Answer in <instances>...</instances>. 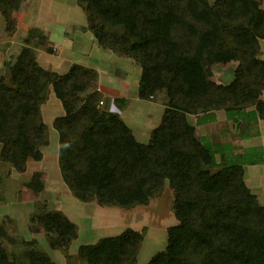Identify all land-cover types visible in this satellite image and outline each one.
I'll return each instance as SVG.
<instances>
[{"label": "trees", "instance_id": "1", "mask_svg": "<svg viewBox=\"0 0 264 264\" xmlns=\"http://www.w3.org/2000/svg\"><path fill=\"white\" fill-rule=\"evenodd\" d=\"M25 0H0V13L14 32ZM88 29L101 46L118 49L142 68L138 98L166 94L161 124L148 144L138 142L117 112L99 108L95 69L73 64L64 74L44 69L33 49L46 37L32 32L9 79L0 78V160L25 173L43 159L49 144L42 106L50 88L65 115L54 120L64 181L83 203L109 208L148 206L174 192L179 224L168 245L148 264H264V206L245 181L242 165L217 164L216 151L196 136L189 116L255 106L264 120L263 0H80ZM52 52V50H51ZM237 63L231 84L213 80V66ZM213 170L217 172L213 173ZM42 224L53 249L68 248L79 228L61 211L32 218ZM145 232L127 229L82 245V264H137ZM29 264H56L37 250ZM0 264H14L0 243Z\"/></svg>", "mask_w": 264, "mask_h": 264}, {"label": "rangeland", "instance_id": "2", "mask_svg": "<svg viewBox=\"0 0 264 264\" xmlns=\"http://www.w3.org/2000/svg\"><path fill=\"white\" fill-rule=\"evenodd\" d=\"M210 2L214 3L215 0ZM261 8L264 10V0ZM15 21L12 33L0 13V78L9 79L10 69L6 63L12 64L15 61V57L26 46L25 40L34 32L37 34L34 44L39 43L38 36H48L43 46L33 45V49L37 59L39 57L52 65L50 70L63 74L71 64H84L86 61L83 58L90 57L87 61L99 67L104 87H117L112 77L119 79L117 72L120 66L113 59L107 60L110 56H106V60L100 57V48L104 46H100L93 32L88 29L87 14L80 0H25ZM260 45L264 58V40ZM54 49L57 52L52 54L51 50ZM103 49L110 50L111 46ZM110 51L119 59H132L137 64L132 68L130 77L124 73L120 78L128 81L129 86L124 87L126 101L117 105L138 142L148 144L152 131L161 124L167 96L160 94L153 102L140 100V63L118 49L112 48ZM89 64L86 63V66H90ZM234 64L213 66V80L218 84L221 81L231 82L234 78ZM109 111L114 110L109 108ZM64 114L62 103L50 88L48 101L42 106L49 140V144L41 148L43 159L40 162L29 160L25 173H19L12 165L0 160V243L10 261L14 264H29L27 253L37 250L48 255L56 264H82L78 260L82 245L95 244L102 238L117 236L127 229H134L145 232L146 235L137 264H148L156 254L166 249L168 229L179 224L173 209L174 192L166 185L162 194L153 198L148 206H138L130 210L103 207L97 201L85 204L76 199L64 181L59 155V133L53 125L54 120ZM252 118L248 119L253 124L255 120ZM253 128L248 130L253 132ZM202 142L221 152V163L240 164L245 167V181L252 193L258 197L259 203L264 206V149L247 147L240 143L236 147H215L207 137ZM1 149L0 145V153ZM255 163L258 164L251 165ZM50 211L65 213L79 228L78 238L68 248L69 257H66L64 249H53L50 246L42 224L32 222V218Z\"/></svg>", "mask_w": 264, "mask_h": 264}, {"label": "crops", "instance_id": "3", "mask_svg": "<svg viewBox=\"0 0 264 264\" xmlns=\"http://www.w3.org/2000/svg\"><path fill=\"white\" fill-rule=\"evenodd\" d=\"M43 35L46 37V41H47L48 36L45 34H43ZM102 48H104V47H102ZM102 48H100L101 50L99 51V52H101L100 54H102V56H100V57L103 58L104 60H106V56H110V57H107V60L113 59L115 61V63L119 64V66H120L118 69V72H117V76H119L118 77L119 79L116 78L117 79L116 80L115 77H112L113 82L115 81V84L117 86L116 88L113 87V88L108 89V88L104 87L103 81H102V76H100L101 75L100 71H99L100 69L96 64L95 65L89 64V62L87 61L88 59H90L89 56H88L89 58H85V57L83 58V60L86 62L84 64H81V65L86 66V63H87L90 66H86V67H89V68L92 67V69H95L98 72V74H99L98 90L103 94V100L105 102L103 109L106 111H109V108H110V109L114 110L115 112L119 113L121 118H122L123 114L121 113V110L118 107L117 103H121L122 101H126L125 96H124V91H125L124 87L129 86V83H128V81H125L122 79L120 80V78H122V75L124 73L126 74V76L130 77L129 74L132 72V68H134V66H136L137 64L132 59H128V58L119 59L115 54L112 53V51H110L111 49L110 50H108V49L102 50ZM53 52H57V51L54 49V50H52V54H53ZM110 53L112 55H110ZM262 54H263V52L261 49L260 58L262 60H264ZM19 55H20V53L15 57L14 60H16V58ZM97 55H99V53ZM14 62L15 61H13V63ZM38 62H40L41 66L44 69L52 71L49 69V67H51L52 65L50 63H48V61L41 60V58L38 57ZM12 64L7 62L6 66L9 65L8 67L10 68V65H12ZM73 64H76V63H73ZM73 64H71V66L68 68L67 72L70 70V68L72 67ZM237 66H238V64L235 63L234 64V78H233V80H231V82L221 81V82H219V84H223V85L231 84L235 79V71L237 69ZM141 70H142V68H141ZM52 72L58 73L56 71H52ZM67 72H64L61 75H64ZM141 73H142V71H141ZM58 74H60V72ZM131 75H132V73H131ZM140 77H141V75H140ZM139 81H140V78H139ZM214 81L216 82L215 79H214ZM262 100L264 101V95L262 96ZM250 117H253L252 119L255 120V122H253V124L249 122L248 118H250ZM191 118H193V120ZM189 121L196 128V136L201 140L205 137L210 138V141L213 142L215 147L216 146L226 147L229 145L236 147L237 144L240 143V144H244L247 147H250V146L253 148L262 147L264 149V120L257 116L255 106L247 108L246 111L244 113H241V114L236 113L233 115H229L225 110H219V111H214L210 114L201 115L198 117L189 116ZM212 121H215V123H213ZM250 127H252V128L256 127L258 130L255 131V129L253 128L252 129L253 132H252V131L248 130V128H250ZM215 151H216V162H217V164H220V165L225 164L224 162L221 163L219 161V158L222 157V156H220L221 152H218V150H215ZM257 164L258 163L251 164V165L255 166ZM243 168L245 171V177H247L246 176V169L244 166H243Z\"/></svg>", "mask_w": 264, "mask_h": 264}, {"label": "built area", "instance_id": "4", "mask_svg": "<svg viewBox=\"0 0 264 264\" xmlns=\"http://www.w3.org/2000/svg\"><path fill=\"white\" fill-rule=\"evenodd\" d=\"M104 105H105V102L104 101H102L101 103H100V105H99V108H103L104 107ZM112 110V109H111Z\"/></svg>", "mask_w": 264, "mask_h": 264}]
</instances>
